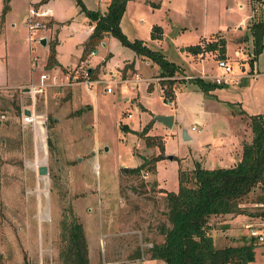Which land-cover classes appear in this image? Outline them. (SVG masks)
Masks as SVG:
<instances>
[{
  "label": "rangeland",
  "instance_id": "1",
  "mask_svg": "<svg viewBox=\"0 0 264 264\" xmlns=\"http://www.w3.org/2000/svg\"><path fill=\"white\" fill-rule=\"evenodd\" d=\"M32 1L10 0L12 20L0 31V84L6 78L10 82H35L46 67L53 41L63 63L82 61L92 68L93 77H113L115 82L110 92L104 90V83H97L94 98L81 85L53 86L45 96L36 95L34 106L30 93L21 86L0 85L1 264H61L63 217L81 221L93 239L88 252L90 264H166L160 258L120 260L133 258L129 254L138 247V254L147 257L146 237L161 239L154 228L160 221L155 222L160 217L157 203L160 200L164 204V196L154 191L158 184L176 191L179 170L194 167L193 157L213 142L217 128L227 126L232 112H264V45L255 53L252 30L253 22L264 20V0H162L158 6L143 0L125 1L120 27L126 37L142 39L178 67L172 75L173 96L167 100L161 86L166 76L160 75L159 65L141 59L115 35L84 50L75 61L91 32L87 11L104 12L112 0H81V4L77 0H39L43 7L53 8L55 20L52 23L50 16L43 19L30 38L26 21ZM2 5L0 0V11ZM152 23L162 25L160 40L150 37ZM220 33L227 40L225 57L235 67H242V53H255L257 73L244 77L239 87L222 92L217 88L221 86H216L209 94L191 79L181 80L176 74L191 72L188 59L202 66L199 73L215 72L218 49L205 50L203 57L195 60L181 47L209 35L208 40L216 39ZM42 37L45 44L40 42ZM92 49L94 55L90 54ZM126 62L132 63L133 69ZM137 71L143 79L124 81ZM177 80L181 84L175 85L180 82ZM12 99L20 105L19 114ZM28 106L30 114L24 113ZM47 113L55 115L49 131L51 147L47 143ZM163 114L173 115L171 126L155 118ZM243 118L249 124V118ZM124 123L130 128H123ZM142 128L161 136L162 143L156 138L152 146L147 145ZM144 160L146 167L138 174L129 172V167ZM42 164L48 167L45 174L38 173ZM253 195L250 192L242 200L246 208L243 213L214 216L215 229L209 233L216 246L242 243L249 233L244 223L264 220L253 215L261 207L249 200ZM100 229L107 232L102 236L103 250L98 240ZM254 251L249 262L264 264V241L258 242ZM112 256L117 262H109Z\"/></svg>",
  "mask_w": 264,
  "mask_h": 264
},
{
  "label": "trees",
  "instance_id": "2",
  "mask_svg": "<svg viewBox=\"0 0 264 264\" xmlns=\"http://www.w3.org/2000/svg\"><path fill=\"white\" fill-rule=\"evenodd\" d=\"M125 1L112 0L104 13L87 11L89 19L95 23L83 42V52L101 41L105 35L117 36L123 43L130 45L137 54L148 57L159 65L160 75L166 76L161 82L163 98L171 99L175 82L172 75L178 67L167 59L162 51L149 47L142 39L136 38L132 41L126 37L120 27ZM149 2L152 5L156 4L154 1ZM2 3L0 27L10 8V0H2ZM77 3L81 4V0H77ZM252 30L257 53L264 45V20L253 22ZM150 36L151 38L162 36L160 24L154 23L151 26ZM186 49L192 52L218 49L220 57H225L226 38L218 35L216 39L207 40L203 44L187 45ZM55 55L53 41L47 56L46 68L58 65ZM191 80L204 91L221 85L200 76L192 77ZM67 92L70 93V88H67ZM11 103L14 104L16 114H19L21 112L19 103L15 99H12ZM248 118L252 139L243 143L241 159L234 166L207 168L196 162L192 169L179 170V188L176 191L162 190L164 204L158 201L156 209H159L160 217L156 218L155 222L160 221L154 227L155 235L157 233L161 239L158 240L155 236L146 237V241L150 242V245L145 247L148 257L163 259L166 264H246L254 259V249L258 242L252 240V237L245 236V240L240 244L216 246L209 233V230L215 227L214 216L246 211L242 200L250 192L254 197L249 200L253 204L261 203L259 204L261 207L253 215L264 218V116L257 113L248 115ZM47 120V143L48 147H51L49 131L55 122V115L47 113ZM141 133L145 136L147 145L152 146L156 138L157 143H162L161 136L148 134L146 128H142ZM155 158L153 156L152 161ZM145 162L144 160L135 167H129V172L138 174L146 167ZM60 225L61 264H90L83 223L75 217H63ZM139 252L138 249L137 254Z\"/></svg>",
  "mask_w": 264,
  "mask_h": 264
},
{
  "label": "crops",
  "instance_id": "3",
  "mask_svg": "<svg viewBox=\"0 0 264 264\" xmlns=\"http://www.w3.org/2000/svg\"><path fill=\"white\" fill-rule=\"evenodd\" d=\"M43 1H46L47 2V0H41V2H43ZM143 1L145 3H150L149 1H154L156 4L153 5V6H158L162 2V0H156V1L155 0H149V1L148 0H143ZM41 2L39 0H34L31 3L33 5H38V4H41ZM11 7L12 6H11V3H10V8H9V10L7 11V13L5 15L3 24L0 27V31H2L3 29L5 30L7 23L12 20L11 17L9 16V12L11 11ZM41 8H43V9L44 8H49V10H50L51 13L47 17L50 16V21L53 23L54 22L53 20H55V18L52 17L53 8L50 5H46L45 7H43V5H41ZM104 12H102V13H104ZM87 23L89 25L90 30L92 31L95 22L93 21V23H92V20H90L88 18L87 19ZM11 24L12 25H15L14 22H12ZM153 24L154 23H152L150 25L152 26ZM151 26H150V31H151ZM161 27H162V25H161ZM218 32H221V31H218ZM213 33H215V32H213ZM108 36H110V34L105 35L102 40H104ZM209 36L208 37H204L203 39H201L199 42H196V43H199V44L205 43L209 39ZM222 36H224V35H222ZM161 38H162V36L160 38H154V39L160 40ZM226 43H227V40H226ZM80 48H81V52L79 53L78 57H76V60L75 61H77L80 58V56L82 55V53H83V51H82L83 50V42L80 45ZM185 48L186 47L182 46L181 47V51H182V49H185ZM55 50H56V59L58 61V66L59 67H62L63 68V67H66L68 65H72L70 63L69 64L68 63H63L60 60L59 51H57L56 47H55ZM185 50L191 56H193L195 60L198 59V58L203 57L202 56V53L205 51V50H202V51H199V52H192V51H188L187 49H185ZM139 56H140L141 59L151 60L148 57H144V56H141V55H139ZM125 64H127V67H130L131 69H133V66H132L133 64L132 63L126 62ZM188 68H189V70H191L190 73H187V74L185 73L183 76H180L179 74H176V75H178L177 77H179V78L185 77V79L190 80L192 77L201 76L200 75L201 73H199V72L203 70L202 66H199L197 64H194V62H191L190 59H188ZM205 68H207L206 63H205ZM135 69H137V68H135ZM204 70H206V69H204ZM203 72H208V71L206 70V71H203ZM158 73H159V71H158ZM132 76L133 75H131L130 78H128L127 80H124V81L125 82H128V81L137 82V81L141 80V79L135 80L134 76L133 77ZM142 79H143V76H142ZM205 79H207V78H205ZM181 80H184V79L181 78ZM181 80H177V81H180V82H176L175 85L181 84ZM241 80L236 85H224L223 84V85H219L221 87H217V88L220 89V90H222V92H224L226 89H229L231 86L239 87L241 85V83L243 82L244 79L242 78ZM4 83L9 84L10 86H18V87L28 84V83L22 82V81H20V82H18V81H16V82H10V81L7 80V78H6V82H4ZM4 83H1V84H4ZM212 89L209 90V94H211L210 91ZM212 96H214L217 99H219L217 97V94L214 95V93H213ZM262 114L264 116V112ZM243 117H246L247 118L248 115H246V113L241 112V111L240 112H232L231 118L228 119L229 121L226 124L227 126L225 125L226 126L225 128H224V126H223V128H217V130H215V136L213 138V142L208 143L207 149L205 151L199 152L198 154H196L193 157L195 159V162H199L203 167H207V168H214V167H219V166H221V167L234 166L241 159L243 143L250 142L251 139H252V130H251V127H250V125L248 123H246L244 121V118ZM245 124H247L246 127H248V129H245ZM126 127L127 126L124 123L123 124V128H126ZM127 128L129 129L130 127H127ZM192 128H194V127L192 126ZM192 130H194V129H192ZM148 189H153V188L151 186H149ZM163 189H166V188L158 184V189L157 190H154V191L155 192L158 191V193H161L162 194L163 193L162 192ZM155 204H156V202H155ZM259 204H261V203H259ZM213 229H215V227L211 228L209 231H211ZM85 234H86V239H87V244H88V252H89L90 248L92 249V247H93L92 246V244H93L92 243V240L93 239L90 240L88 234L87 233H85ZM100 234H101V236H100V238L98 240H99L100 248H101V250H103L104 247H101L102 244H104L103 243L102 236H106L107 232L102 233V231L100 229ZM145 243L147 245H150V242L149 241H146ZM136 245H138V242H137ZM147 245H145V246H147ZM140 246H142V245L140 244ZM96 249L97 248H95V250ZM138 249L139 248H136L133 251V253H135V254H133V253H130L129 254V256H132L133 258H127V259L124 258V259H121L120 261L121 262H126V261H136V260H151V259L154 260V259H158V258H150L148 256L145 257L143 255L140 256L139 254H137V250ZM103 259H105V258H103ZM110 259L111 260L109 262H117V260H116V258L114 256H112Z\"/></svg>",
  "mask_w": 264,
  "mask_h": 264
},
{
  "label": "built area",
  "instance_id": "4",
  "mask_svg": "<svg viewBox=\"0 0 264 264\" xmlns=\"http://www.w3.org/2000/svg\"><path fill=\"white\" fill-rule=\"evenodd\" d=\"M49 8H41V4L30 6L28 10V17L26 26L29 31V37L37 31L43 24V19L50 15ZM90 54L94 55L95 50H90ZM244 55V56H243ZM255 53L247 55L242 53V60L244 61L242 67H235L232 61L228 57H218L215 60L216 71L213 73L201 72L200 77L207 78L212 82L221 85H236L240 80L247 76H253L257 72L254 71L256 67ZM250 57V61L248 59ZM252 63V66H250ZM135 80L142 79V76L136 72L134 74ZM104 83V90L110 92L113 90L112 84L115 82L113 77L110 78H95L92 75V68L87 66L82 61L75 64L68 65L66 67H59L58 69L44 68L38 75L35 82H30L21 86L24 91L29 92L32 98V106L35 105L36 95L47 94L49 88L53 86H75L81 85L86 89L93 98L95 96L94 86L97 83ZM30 106V105H29ZM29 106L27 108H29ZM30 109V108H29ZM27 116V119H29ZM244 226L249 230L248 237H254L258 242L264 241V220L258 219L256 221H249L244 223ZM246 264H251L247 262Z\"/></svg>",
  "mask_w": 264,
  "mask_h": 264
},
{
  "label": "water",
  "instance_id": "5",
  "mask_svg": "<svg viewBox=\"0 0 264 264\" xmlns=\"http://www.w3.org/2000/svg\"><path fill=\"white\" fill-rule=\"evenodd\" d=\"M40 42H41L42 44H45V43H46V39H45L44 37H42V38L40 39ZM24 113H26V114H30V109L27 108V107L24 108ZM155 118H156L158 121L164 123L165 125L171 126L172 123H173V118H174V117H173V115L163 114V115H157ZM184 134H185V137H188V135H187L186 132H184ZM168 157H169V158H172L173 155H168ZM127 168H128V167L124 166V170H127ZM47 172H48V167H47V165L42 164V165H39V166H38V173L45 174V173H47Z\"/></svg>",
  "mask_w": 264,
  "mask_h": 264
}]
</instances>
